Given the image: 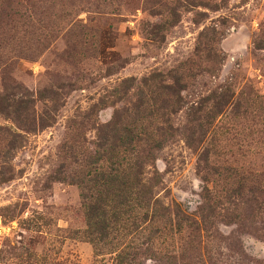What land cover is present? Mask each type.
Returning a JSON list of instances; mask_svg holds the SVG:
<instances>
[{
	"label": "rangeland",
	"instance_id": "rangeland-1",
	"mask_svg": "<svg viewBox=\"0 0 264 264\" xmlns=\"http://www.w3.org/2000/svg\"><path fill=\"white\" fill-rule=\"evenodd\" d=\"M259 40L264 0H0V103L29 107L0 112V264H264ZM139 101L136 124L171 127L145 166L167 213L113 220L109 202L93 233L92 190L57 179L89 177L96 125Z\"/></svg>",
	"mask_w": 264,
	"mask_h": 264
},
{
	"label": "trees",
	"instance_id": "trees-1",
	"mask_svg": "<svg viewBox=\"0 0 264 264\" xmlns=\"http://www.w3.org/2000/svg\"><path fill=\"white\" fill-rule=\"evenodd\" d=\"M256 45L258 48H264V41L259 40ZM161 76L156 72L143 79L147 82ZM160 89L165 96L159 99L161 100L159 116L163 119L164 112L161 110L169 109L170 112H175L173 106L177 101L179 102L182 86L173 78L171 83L162 82ZM143 104L142 101L136 104L134 114H123L122 110H115L109 121L96 125L95 167L90 171L89 177L73 179L68 176L57 179L68 180L79 184L81 188L85 186L88 190H92L90 194L83 192V197L89 199L86 206L87 220L88 227L93 233H103L104 228H107V210L103 205L108 207L109 202H111L110 210L113 220L120 219L126 212L135 208H144L142 219L146 221H153L163 210L166 212L162 217L167 213L168 208H161V201L155 191L162 182L159 173L152 170L150 176H145V166L153 165L154 151L160 149L166 142L163 136L171 127L169 125L156 127L151 132L136 124V116ZM20 107L12 109L9 104L4 107L0 103V112L14 115L17 120H20L18 123L22 124L28 116V102L26 101ZM21 111L25 113V116L18 119ZM128 115L131 119L130 124L124 122L128 119ZM163 121L166 122L167 119ZM38 123L41 127L50 124L47 121L44 122V119H39ZM25 126L27 130L31 128L30 121H27ZM206 159L207 157L202 155L204 163ZM102 162L106 164L102 165ZM172 211L175 214L180 213L179 206L175 204Z\"/></svg>",
	"mask_w": 264,
	"mask_h": 264
}]
</instances>
